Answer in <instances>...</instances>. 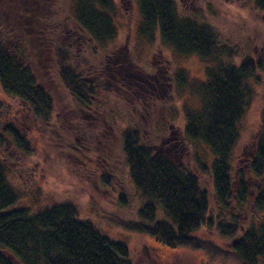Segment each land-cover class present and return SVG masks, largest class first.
<instances>
[{"label": "rangeland", "instance_id": "rangeland-1", "mask_svg": "<svg viewBox=\"0 0 264 264\" xmlns=\"http://www.w3.org/2000/svg\"><path fill=\"white\" fill-rule=\"evenodd\" d=\"M113 2L116 37L106 47L96 49L90 44L79 46L73 0H0V26H5L0 31L6 30V34L16 31L19 38L32 40L37 33L41 36V31L48 29L46 32L52 31L49 39L53 40L51 52L43 51L44 55L38 58L41 54L35 51L28 63L36 80L53 99L57 114L50 122L37 124L0 89V104L8 109V115L4 108L0 111V124L13 122L31 148L27 156L12 150L4 156L7 181L18 195L14 208L35 212L71 203L76 206L79 219L126 245L132 264H240L233 256L231 239L212 229L202 228L194 234L211 249L207 254L192 248L169 249L150 236L128 231L109 219L140 222L138 212L145 202L124 163L120 137L126 130L139 132L147 147L171 154L195 174L209 192L212 215L229 216L238 211L236 205L220 210L215 203L212 177L197 161L208 165L211 172L210 151L189 141H185L186 145L177 144L178 134L182 135L186 127L185 114L196 113L202 107L199 86L207 81L206 70L217 64L195 55L175 56L159 38L153 44L141 40L137 5L129 4V0ZM178 3L183 10L179 9V17L186 14L192 20L208 22L222 42L240 48L235 59L222 62L239 67L246 56H251L261 65L249 82L251 101L241 120L240 136L232 155L233 174L238 175L249 167L255 155L254 144L264 128V12L255 10L248 0H206L199 12L188 13H184L185 8L191 11L192 6L183 8ZM36 20L44 26L40 27L41 31L29 27ZM38 46L44 48L41 42ZM56 49L62 50L72 70L82 73L88 82L97 79L104 65H108L109 70L116 67L117 74L126 78V86L121 82L123 89L97 91L96 107L87 111L79 109L59 84ZM180 147L185 148L183 154ZM120 197L125 204L120 203ZM246 210L242 211L241 222L248 229L256 220L247 216ZM157 216L166 219L158 205Z\"/></svg>", "mask_w": 264, "mask_h": 264}, {"label": "trees", "instance_id": "trees-1", "mask_svg": "<svg viewBox=\"0 0 264 264\" xmlns=\"http://www.w3.org/2000/svg\"><path fill=\"white\" fill-rule=\"evenodd\" d=\"M179 1L183 8L192 6L191 11L185 8L184 13H188L199 12L198 8H202L206 0H129V4L134 3L139 10L141 40L153 44L159 38L175 56L195 55L217 64L208 66L207 81L199 86L202 107L196 113L185 114L186 127L182 135L178 134L177 144L189 141L210 151L211 172L208 165L197 161L212 177L215 203L220 210L236 205L238 211L229 216L212 215L209 192L195 174L175 161L171 154L147 147L139 132L126 130L120 137L124 163L131 182L145 202L138 212L140 222L109 219L128 231L148 235L169 249L192 248L207 254L211 249L194 234L202 228L212 229L231 239L237 262L264 264V128L254 144L255 155L249 167L236 175L231 163L241 120L251 101L249 82L261 65L251 56H246L239 67L222 62L235 59L240 48L222 42L208 22L192 20L186 14L179 17ZM73 2L79 46L90 44L98 49L114 41L117 32L112 17L113 0ZM248 2L255 10L264 12V0ZM3 27L1 25L0 29ZM29 27L41 31L40 27L44 26L36 20ZM47 30H42L41 36L37 33L32 40L19 38L16 31L8 34L6 30L0 31V89L39 125H46L57 114L51 94L39 84L28 64L33 52L37 51L38 55L43 51L51 52L52 31ZM38 42L44 48L40 49ZM54 53L59 60L56 66L59 84L81 110L96 107L97 91L123 89L121 82L126 86V78H121L112 64L109 66L114 71L104 65L100 76L91 83L82 73L72 70L61 49ZM134 85L137 87L138 82ZM3 108L8 115V109L0 104V111ZM0 126V264H132L127 246L101 234L90 222L79 219L78 210L71 203L35 212L14 208L18 195L7 181L5 157L9 150L29 155L30 142L13 122ZM184 150L180 147L179 152L183 154ZM119 201L126 203L122 197ZM157 205L167 220L158 219ZM244 210L256 220L248 229L241 222Z\"/></svg>", "mask_w": 264, "mask_h": 264}]
</instances>
